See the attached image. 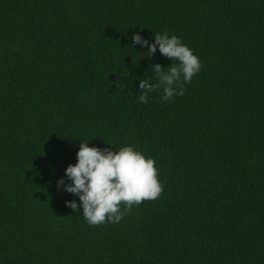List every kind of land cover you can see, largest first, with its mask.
<instances>
[{"label": "trees", "instance_id": "trees-1", "mask_svg": "<svg viewBox=\"0 0 264 264\" xmlns=\"http://www.w3.org/2000/svg\"><path fill=\"white\" fill-rule=\"evenodd\" d=\"M165 32L202 69L142 104L174 61L132 36ZM83 141L154 159L163 194L89 226L57 185ZM0 264H264V0H0Z\"/></svg>", "mask_w": 264, "mask_h": 264}, {"label": "clouds", "instance_id": "clouds-1", "mask_svg": "<svg viewBox=\"0 0 264 264\" xmlns=\"http://www.w3.org/2000/svg\"><path fill=\"white\" fill-rule=\"evenodd\" d=\"M134 45L148 49L151 58L159 52L174 61L168 68L161 64L150 65L155 83L151 78L141 79L139 102L146 104L148 94L162 89V100L168 102L174 96L185 94L184 85L202 69L200 58L182 39L167 32L155 33L154 42L140 34L132 36ZM119 84V82H117ZM152 158L146 157L133 146L118 151L109 148L90 147L83 141L77 152V163L66 168L65 178L58 180V188L79 197L82 202L66 201L74 212L83 209V217L89 226L119 223L133 207L144 201H155L163 194V184Z\"/></svg>", "mask_w": 264, "mask_h": 264}]
</instances>
